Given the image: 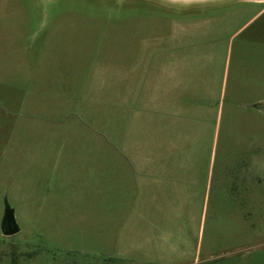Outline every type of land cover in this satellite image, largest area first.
Segmentation results:
<instances>
[{"label":"rangeland","instance_id":"374dc122","mask_svg":"<svg viewBox=\"0 0 264 264\" xmlns=\"http://www.w3.org/2000/svg\"><path fill=\"white\" fill-rule=\"evenodd\" d=\"M216 1L0 0V264H264V0ZM129 149L179 173L112 233L67 159Z\"/></svg>","mask_w":264,"mask_h":264},{"label":"crops","instance_id":"0c3cea01","mask_svg":"<svg viewBox=\"0 0 264 264\" xmlns=\"http://www.w3.org/2000/svg\"><path fill=\"white\" fill-rule=\"evenodd\" d=\"M160 96L162 97L163 95L159 94V97ZM166 107L167 105L162 103L161 108H159L161 125L167 123L166 116L163 115L165 114L164 110ZM147 108H149V106ZM164 126L165 125L162 127L164 128ZM131 130L133 129H130V133L132 135ZM102 134H104V131H102ZM103 138L106 143H109V137L106 132L103 135ZM99 145H101V143H99ZM130 145L132 146L133 143L131 142ZM129 150V152L125 153L89 152L86 155H74L72 158L70 157L67 159L68 161L76 162L74 167H81V172L86 174L83 180L86 186L82 192H86L88 194L93 193L92 198L96 194L101 195V200L96 199V201L84 203V206L88 210H91V212L88 213L89 216L85 217L84 214H80L79 211L74 212V214L77 213L83 218H87L90 225L93 223V219L98 218L99 221L102 220V224H106L107 228L110 226L108 230H112V233L122 231L123 228H119V223L122 221V218L124 219V217L129 216L132 218L133 211L129 212L127 206L129 207L131 205L132 208V200L135 197L133 192L138 194L140 171H145V169L148 168V165L149 168H151L150 170L146 171L145 177L148 178L146 183L150 193L148 202L150 207L155 205V208L152 210L150 209V211L147 210L146 217L147 220H152L153 226L157 224L156 222L159 223L160 221H163L167 215V212L164 208H160L159 204L156 206L155 202L154 204L152 203L154 198L151 200V192H153L154 195L155 193L159 195H165L163 193L166 191V185H168V183L171 181V174L179 173L177 169H174L176 170L174 171L171 169V167H166V164H164V169H162V166L159 165V162L169 161L170 157H172L171 154L162 153L147 155L139 154V152H133V149ZM48 157L52 160V156H45L44 158L47 159ZM56 162H59L58 156L56 157ZM57 165L58 164H56V166ZM102 173L106 175L102 176ZM144 173L145 172L142 174L144 175ZM149 173L151 175L150 179ZM86 198L89 200L91 199L90 197ZM102 199L107 200V206L102 203ZM80 205L81 204H74V202H72L65 204V206L62 208L76 210L84 207ZM102 206L106 207L108 210H111L113 206L115 207V210H118V208L123 206L125 213L123 211V216L121 219H119V212L102 213ZM102 214H105L104 218L102 217Z\"/></svg>","mask_w":264,"mask_h":264},{"label":"water","instance_id":"95a60500","mask_svg":"<svg viewBox=\"0 0 264 264\" xmlns=\"http://www.w3.org/2000/svg\"><path fill=\"white\" fill-rule=\"evenodd\" d=\"M223 1L224 0L216 1V2L209 3L207 5L209 6L212 4H220ZM18 229L19 228L17 227V225L15 223L14 209L10 207L8 201L5 199L4 211H3V216H2V220H1V230H2L4 235H11V234L17 232Z\"/></svg>","mask_w":264,"mask_h":264}]
</instances>
